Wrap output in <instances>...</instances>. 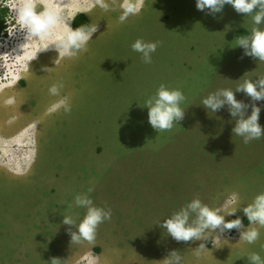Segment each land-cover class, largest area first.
<instances>
[{
  "label": "rangeland",
  "instance_id": "obj_1",
  "mask_svg": "<svg viewBox=\"0 0 264 264\" xmlns=\"http://www.w3.org/2000/svg\"><path fill=\"white\" fill-rule=\"evenodd\" d=\"M14 2H2L9 18L0 32V264H51L53 258L62 264H164L173 250L182 264H200L201 243L235 242L241 231L259 227L242 222L239 231L217 229L206 241L178 242L156 224L197 197L226 215L233 194L240 208L225 220L241 219L243 207L264 193V137L245 144L233 133L227 106L211 112L201 104L231 89L238 101L260 107L264 129V100L235 91L264 75V63L237 45L251 34L250 17L231 5L213 16L198 10L196 0H145L139 15L121 24L122 0H116L115 10L95 7L86 14L98 26L88 50L61 59L54 46L37 53L44 42L26 41L12 15ZM91 2L64 0L62 7L71 19ZM137 39L160 42L151 64L132 51ZM58 83L64 85L60 95H50ZM161 84L181 90L186 100L184 119L158 133L145 101ZM65 97L70 113L59 106ZM77 194L112 212L93 243L71 244L68 229H78L62 223L64 216L78 224L86 215L75 206ZM262 229L253 248L264 260ZM226 258L219 264H231Z\"/></svg>",
  "mask_w": 264,
  "mask_h": 264
},
{
  "label": "clouds",
  "instance_id": "obj_2",
  "mask_svg": "<svg viewBox=\"0 0 264 264\" xmlns=\"http://www.w3.org/2000/svg\"><path fill=\"white\" fill-rule=\"evenodd\" d=\"M145 0H122L118 6L122 10L119 22L123 24L130 16L139 15L144 6ZM64 0H15L12 6V15L17 26L26 34V41L37 40L44 42L37 50H48L54 46L58 52V58L74 59L80 53L88 50V44L92 36L97 32L98 26L81 25L75 29L71 27L74 18L65 15L62 5ZM116 0H92L91 8L99 7L105 12L115 10ZM225 5H231L237 13L246 14L253 22L250 35H242L237 40V45L244 49V55L258 59L264 63V29L260 25L264 24V0H196V7L200 11L208 10L210 15L215 16L221 13ZM160 46V42H146L137 39L131 44L133 52L141 54L145 64L152 63V56ZM36 53V55H37ZM36 55L33 59L36 58ZM32 59V60H33ZM63 83L53 84L49 88L50 95H60ZM236 92H243L251 98L253 102L264 100V75H260L255 82L252 79L244 80L235 89ZM186 100L185 95L179 89H169L161 84L156 94L145 101L148 107V122L158 133L171 131L178 122L185 116V109L181 107ZM211 112H216L227 106L231 116L235 119L233 133L243 138L245 144L259 140L264 137V129L259 124L260 107L255 103L251 105L238 101L234 91L231 89H219L209 94L201 103ZM66 112L71 111L68 98L65 97L59 102ZM251 106V114L246 116V110ZM239 117L238 119H236ZM94 191L93 187L88 189V193ZM239 202L238 195L233 194L225 206L229 210L226 215H235L240 208L234 207ZM76 207L85 208L86 215L77 224V220L72 216H64L63 224L75 226L78 231L68 229L71 236V244H79L82 241L93 243L97 236L98 227L105 221H110L112 212L110 208L97 207L87 194H77L74 197ZM220 209H211L197 197L188 204L173 212L160 227L166 229L173 239L178 242L206 241L210 232L219 229L220 233L225 230H241L243 224L240 218L230 221L225 220L226 215L220 214ZM250 225L259 227H248L241 231L240 240L248 244H254L260 238V228H264V193L257 195L252 203L243 207ZM206 249L201 243L196 250L198 253ZM250 264H264L258 253H251L247 256ZM182 255L178 251H171L164 259V264H182ZM51 264H62V261L53 258Z\"/></svg>",
  "mask_w": 264,
  "mask_h": 264
},
{
  "label": "crops",
  "instance_id": "obj_3",
  "mask_svg": "<svg viewBox=\"0 0 264 264\" xmlns=\"http://www.w3.org/2000/svg\"><path fill=\"white\" fill-rule=\"evenodd\" d=\"M91 10L92 9H90L88 6L87 9H78V11H76V14L84 13L90 15ZM263 233L264 230L262 234ZM216 239L217 237L215 236L213 240L216 241ZM251 253H254L253 244H245L244 242H240L239 239H237L235 242L224 241L219 245L213 244V247L211 246L210 248H208V250L201 251L202 255L199 261L200 264H207V262H210L211 264H219V258L222 255H226V259H228L231 264H250L247 256Z\"/></svg>",
  "mask_w": 264,
  "mask_h": 264
},
{
  "label": "trees",
  "instance_id": "obj_4",
  "mask_svg": "<svg viewBox=\"0 0 264 264\" xmlns=\"http://www.w3.org/2000/svg\"><path fill=\"white\" fill-rule=\"evenodd\" d=\"M2 2L3 0H0V32L6 30L8 24V18H9V8ZM73 18L74 20L71 22V27L73 29L81 25L91 26L89 17L84 13H77ZM238 32L245 33L244 31H238ZM241 220L245 225L250 223L246 216L241 218Z\"/></svg>",
  "mask_w": 264,
  "mask_h": 264
},
{
  "label": "flooded vegetation",
  "instance_id": "obj_5",
  "mask_svg": "<svg viewBox=\"0 0 264 264\" xmlns=\"http://www.w3.org/2000/svg\"><path fill=\"white\" fill-rule=\"evenodd\" d=\"M89 8H90V7H89ZM90 9H92V8H90ZM93 10H94V9L91 10V13L93 12ZM33 71H34V69H32L30 72L32 73ZM30 75H31V74H30ZM29 77H30V76H29ZM22 86H23V87H24V86L27 87V85H26L25 83H24ZM7 87H8V86H5V87H4V90H5V91H10V90H9V87H8V88H7ZM12 91H13V90H12ZM14 92H15V91H14ZM16 100H17V101H20L19 98L16 99ZM13 108H14V107H13Z\"/></svg>",
  "mask_w": 264,
  "mask_h": 264
}]
</instances>
